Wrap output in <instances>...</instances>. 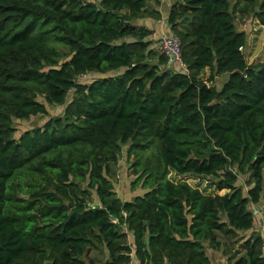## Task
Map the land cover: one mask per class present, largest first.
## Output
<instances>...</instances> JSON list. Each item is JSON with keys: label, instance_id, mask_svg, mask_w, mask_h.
Returning a JSON list of instances; mask_svg holds the SVG:
<instances>
[{"label": "trees", "instance_id": "16d2710c", "mask_svg": "<svg viewBox=\"0 0 264 264\" xmlns=\"http://www.w3.org/2000/svg\"><path fill=\"white\" fill-rule=\"evenodd\" d=\"M153 1L0 0V264H93L102 247L105 264H211L203 241L219 248L217 231L252 228L249 204L264 193V60H246L234 18L252 5L264 24V0H170L165 23L185 70L167 68L148 47L153 30L135 22L160 18ZM87 72L96 75L77 80ZM35 92L63 112L16 138L12 116L47 113ZM122 144L144 189L124 200L105 174ZM185 175L215 178L206 191ZM260 242L255 230L230 264H264Z\"/></svg>", "mask_w": 264, "mask_h": 264}, {"label": "rangeland", "instance_id": "374dc122", "mask_svg": "<svg viewBox=\"0 0 264 264\" xmlns=\"http://www.w3.org/2000/svg\"><path fill=\"white\" fill-rule=\"evenodd\" d=\"M153 1V0H152ZM154 2V1H153ZM155 3V2H154ZM166 6L170 5V0H166ZM238 6H242V3H239ZM168 9H166L167 11ZM143 16H138L135 19V22L138 24L145 25L148 29L153 30V32L148 36L147 40L149 42L148 47L153 50V52L161 53L160 46H159V39L158 34H155L154 31L157 28L163 29L164 26H159V20L161 18H157L153 15L149 14H142ZM158 15L161 17V12H158ZM235 24L236 27L240 30H243L246 33V42L243 47V52L245 54L246 60L249 63H255L258 61L264 60V24L260 23L259 20L255 17L252 11V5H248L246 8L243 7V10H238L235 13ZM164 23V22H163ZM167 29L168 26L166 25ZM165 27V28H166ZM173 33V32H172ZM62 55L60 60L63 59L67 55V49L58 45ZM150 61H156L157 57L154 55L151 58H148ZM204 77H207L209 74V69H204L201 73ZM96 75L94 72H87L83 76L82 74L78 75L76 78L77 80H89ZM227 77L226 73L218 74L214 76V80L212 84L216 87H219L223 80ZM210 83V82H209ZM72 90V89H71ZM72 93L69 92L67 94L68 98ZM35 97L42 101L46 108V114H34L28 117H16L12 116L11 126L13 127L12 135L14 137H18L23 131L26 129L41 126L44 121L49 116H56L60 115L63 112L64 104L61 103H54L48 102L43 94H38L35 92ZM122 151L119 153V158L116 163H106L105 164V174L108 178L111 179L113 183V187L115 190L116 195L121 199H130L135 194H141L144 189L140 185V183H136V174L133 172V162L135 160V156L127 154V144H122ZM157 149L152 146L144 151H139V154L142 157H149L152 154L156 153ZM169 176L175 180H178V175L171 172ZM187 180L193 184L198 185L202 189L207 191L208 184L214 180V176L212 175H185ZM248 179V172H238V180L239 184H243L244 191L251 185L246 184V180ZM246 184V185H245ZM210 190V188H209ZM220 193L224 192V189L219 191ZM93 193V191H92ZM17 194H21V196H26L25 193H20L17 191ZM94 199L96 198L93 193ZM258 205L261 210L264 209V193L261 194L260 201L258 203H250L249 206ZM263 206V207H262ZM264 213V210H263ZM256 220L254 216V221ZM255 230L252 231H245V230H238V229H221L217 231L220 246L219 248H213L208 245L207 241H203L206 253L210 256L212 264L217 261V257L220 255L225 260H228L231 263V257H236L239 254L245 251L243 242L249 238L251 235L254 234ZM253 232V234H252ZM90 258L93 261V264H105L106 261V251L104 247L92 249L89 253ZM215 264V263H214Z\"/></svg>", "mask_w": 264, "mask_h": 264}, {"label": "built area", "instance_id": "2783aa9c", "mask_svg": "<svg viewBox=\"0 0 264 264\" xmlns=\"http://www.w3.org/2000/svg\"><path fill=\"white\" fill-rule=\"evenodd\" d=\"M157 34L159 39L160 52L165 56V66L173 70H185V64L181 55V43L179 37L176 34L167 31L166 29L165 31L162 30L160 31V33ZM82 75L84 76L85 73H82ZM254 215L256 218V220L254 221L256 224V230L261 238L260 248L262 254L264 255V213L261 211H257ZM129 264L141 263L133 255Z\"/></svg>", "mask_w": 264, "mask_h": 264}, {"label": "crops", "instance_id": "0c3cea01", "mask_svg": "<svg viewBox=\"0 0 264 264\" xmlns=\"http://www.w3.org/2000/svg\"><path fill=\"white\" fill-rule=\"evenodd\" d=\"M164 2H166V0H159V2H158V4L157 5H155V4H152V6L153 7H155L159 12H161V21L159 20V26H163V25H165L166 23H165V18H166V16H167V12H168V10L166 11V9H168V5L166 6V3H164ZM164 22V23H163ZM166 27V25L163 27V29L162 30H164L165 31V29L167 30V31H169L168 29H167V27ZM165 28V29H164ZM161 28H157V30L156 31H154V32H156V34L157 33H160V31H162V30H160ZM249 208L253 211V213L255 214L257 211H261V212H263V210H261V208H259V206L258 205H253V206H249ZM252 229H255L256 230V224H255V222H253V226H252V228H249V229H247V230H245V231H252ZM257 231V230H256ZM217 261H215L214 263L215 264H226V263H229V261L228 260H225L224 258H222V256H218L217 257ZM232 261V260H231ZM213 263V264H214ZM211 264H212V262H211Z\"/></svg>", "mask_w": 264, "mask_h": 264}]
</instances>
